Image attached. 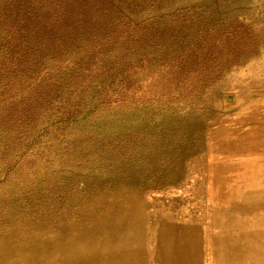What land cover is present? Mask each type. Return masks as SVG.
Wrapping results in <instances>:
<instances>
[{
  "label": "rangeland",
  "instance_id": "obj_1",
  "mask_svg": "<svg viewBox=\"0 0 264 264\" xmlns=\"http://www.w3.org/2000/svg\"><path fill=\"white\" fill-rule=\"evenodd\" d=\"M8 2L0 0V18ZM90 5L95 29L121 48L148 45L150 30L172 19L176 40L183 42L212 40L218 24L236 27L238 20L244 49L136 105L126 118L136 135L131 147L115 149L105 138L103 148L69 153L39 177L5 179L2 171L0 253L38 242L84 247L80 233L97 222L144 211L150 237L174 228L188 236L199 229L192 238L202 245L201 264H264V247L254 249L258 239L264 243V0H90ZM238 243L232 261L217 260H227ZM217 244L225 248L217 251ZM54 256L65 257L61 251Z\"/></svg>",
  "mask_w": 264,
  "mask_h": 264
},
{
  "label": "trees",
  "instance_id": "obj_2",
  "mask_svg": "<svg viewBox=\"0 0 264 264\" xmlns=\"http://www.w3.org/2000/svg\"><path fill=\"white\" fill-rule=\"evenodd\" d=\"M85 1L9 0L0 18L1 178L42 176L69 153L103 148L105 138L131 147L126 118L136 105L244 49L238 20L218 24L212 40L183 42L172 19L150 30L148 45L121 48L95 29Z\"/></svg>",
  "mask_w": 264,
  "mask_h": 264
},
{
  "label": "bare ground",
  "instance_id": "obj_3",
  "mask_svg": "<svg viewBox=\"0 0 264 264\" xmlns=\"http://www.w3.org/2000/svg\"><path fill=\"white\" fill-rule=\"evenodd\" d=\"M143 212L107 221L103 225L97 222L95 225H99L95 229L80 233L78 238L84 240L81 242L84 247L55 246L44 242L30 246H9L0 253V264H55L57 261H60V264H83L87 261H102L103 264H201L199 258L202 257L199 252L202 245L192 238H196L199 229L195 232L190 229L189 233L186 232L188 236H183L184 231L177 228L164 233L157 230L158 233L150 237L145 233L146 214ZM97 232L99 236H95ZM95 237L98 241H95ZM220 245L217 244V251L225 248V245ZM254 246L256 250L262 249V239H258ZM179 249L180 251H176ZM239 249L240 244H235L227 260L226 257L217 260L232 261V256L239 254ZM59 251L63 252L65 257L56 261L54 253ZM177 255L179 257L175 259ZM205 261H208V258ZM237 261H240L239 264H257L255 260Z\"/></svg>",
  "mask_w": 264,
  "mask_h": 264
}]
</instances>
